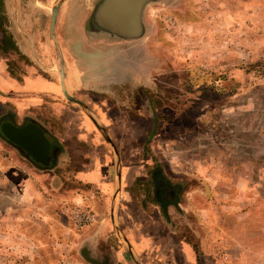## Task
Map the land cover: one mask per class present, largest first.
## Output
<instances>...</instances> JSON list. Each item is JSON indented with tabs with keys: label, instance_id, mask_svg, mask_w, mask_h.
Segmentation results:
<instances>
[{
	"label": "rangeland",
	"instance_id": "1",
	"mask_svg": "<svg viewBox=\"0 0 264 264\" xmlns=\"http://www.w3.org/2000/svg\"><path fill=\"white\" fill-rule=\"evenodd\" d=\"M57 1L4 0L2 5L9 19L18 11L40 18L34 28L43 34L37 45L53 71L59 66L57 50L40 43ZM84 1L91 6L95 0ZM176 1L168 9H150L139 49L145 60L153 57L174 72L165 87L194 94L187 127L177 124L162 132L163 139L146 146L144 159L154 161L180 190L181 209L193 230L202 227L201 235L208 236V264H264V0ZM86 25L83 33L90 41ZM57 45L69 64L76 49L70 37L61 49ZM77 63L83 69L94 65ZM140 92L139 98L145 97L146 91ZM11 155L28 159L0 132V264H94L78 260L76 213L64 208L73 203L76 186L49 198L44 193L49 184L27 179ZM190 235L194 243L195 233Z\"/></svg>",
	"mask_w": 264,
	"mask_h": 264
},
{
	"label": "crops",
	"instance_id": "2",
	"mask_svg": "<svg viewBox=\"0 0 264 264\" xmlns=\"http://www.w3.org/2000/svg\"><path fill=\"white\" fill-rule=\"evenodd\" d=\"M75 3V0L65 1L58 14L55 28V37L60 49L68 36L70 43L76 48L70 52V62L65 65L63 86L58 52L55 53L57 54L55 59L59 64L55 68L57 73L54 74L55 79L49 80L42 76L36 78L26 75L22 80L11 77L0 61V100L3 101L4 93H10V100L17 105L16 110L21 115H25L23 114L26 111L25 107L37 99L33 98L37 93L60 98L65 89L80 99H84L86 94L102 93L124 100L135 99L141 93L140 91L148 92L144 80L140 77L146 59H140L141 56L137 55L143 54V51L139 49L140 45L128 46L123 42L108 39L90 38L88 41L83 33L84 18L89 14L92 6L90 9L84 8L81 11L82 15H79L81 8L75 7ZM30 33L28 32L27 36L18 33L16 37L18 43H22L21 37H24L28 43L27 46L30 47V39L35 41L39 36ZM54 43L49 38H45L41 40L40 45L47 50H53ZM37 47L41 51L39 45ZM36 50L31 51L27 48L28 53L31 51L39 61L43 60L40 62L46 66L45 57L40 56V52ZM61 50L64 55L63 47ZM130 53L133 55L130 56ZM48 54L50 56V51ZM46 59L51 62L52 58ZM151 59L154 58L151 57ZM79 60L94 62V65L83 69L77 63ZM49 66L51 68V65ZM101 101L99 106H103ZM101 108L92 106L91 109H85L86 113H77L75 109L68 108L78 115L77 135L87 141V147L81 151V154L78 153L77 148L75 149L76 160H73V151L69 152L71 147L64 143L67 136L63 132L60 137V133H55L63 144L57 156V165L63 167L73 164L71 162L73 161L77 166L73 172H60V174L53 168L40 175L33 165L11 155L13 163L21 165L27 171V179L46 181L49 184L48 192H44L49 198L53 193L55 196L60 192L68 193L65 189V181L83 182L79 186L82 190L88 188L87 184L92 185V188L83 191L82 195L76 192L73 203H68L70 200L67 201L71 205L64 204L65 201L62 202L65 209L73 208L76 213L74 222L80 229V233L74 238V244L80 247V249L76 248L78 260L82 263L89 261L111 263L113 260L116 264H199V262L208 264L210 257L208 250L204 247L208 243V236L201 235L202 227L194 228V231L200 235V249L197 252L193 244L176 237L174 232L156 220L155 216L145 212L134 201L127 199V204L123 206V182L131 179L130 170L135 168V165L145 161L141 156L144 140L140 137L139 141L137 139V115H129L127 109L110 115L109 111L110 109L113 111V108ZM43 117L44 126H48L44 114ZM99 123L103 126L101 127ZM49 126H51L50 122ZM106 133L113 139L104 142L101 137ZM133 134L137 136L131 139ZM123 149L128 150L127 155H125L126 152L123 153ZM56 178L60 180L59 187L54 185ZM97 190H101L102 195L98 194ZM83 212L91 214L92 219L81 226L79 219ZM204 226L207 227L205 224ZM85 248L91 251L89 255L84 254Z\"/></svg>",
	"mask_w": 264,
	"mask_h": 264
},
{
	"label": "flooded vegetation",
	"instance_id": "3",
	"mask_svg": "<svg viewBox=\"0 0 264 264\" xmlns=\"http://www.w3.org/2000/svg\"><path fill=\"white\" fill-rule=\"evenodd\" d=\"M99 1L101 0H95L91 7L90 5L88 6L84 0H75V7L81 8L78 13L79 15H82L81 11L84 8L90 9L91 7L88 15L93 16L98 7ZM63 4L58 7L59 12ZM2 5H4V0H0V61H2L8 74L11 77L19 78L20 80L24 79V76L26 75L36 78L42 76L48 80L55 79L54 74L57 72L42 65L39 59L31 53L34 49H37L36 51L40 52L36 43L38 38L42 37L41 35L43 34L34 29L37 26V22L40 21V18L36 19L35 13H33L34 15L27 13L28 15H31L28 16L27 14L18 11V13L13 12L10 15L11 19H9L6 12H2ZM54 8L47 21L48 29L44 35L46 39L49 38L53 43L55 42L54 47H57L58 41L55 37V29H51L53 18L52 12L54 11ZM42 21L45 22V19H42ZM53 31L54 33H52ZM28 32H31L30 34L32 35H39L35 41L30 39V47L27 46L28 43H26L24 37H21L22 43H18V39L16 38L18 33H21L22 36H27ZM9 48L11 51H9ZM27 48L31 49L29 52L31 55L27 52ZM29 60L34 61V64L28 63ZM173 74V71L166 68L164 64L159 63L158 60L148 59L145 60V64L140 73V77L144 80L145 87L148 90V92L146 91L145 97L142 96V98H138V96L135 99L126 98L123 100L122 98H116L110 94L95 93L86 94L84 99H80L63 89L64 92H62L60 98H54L50 95H45V98L42 94H34L33 98L37 99L25 107L26 111L23 113L25 115L18 113L16 110L17 105L10 100L11 94L4 93L3 101L0 100V106H2L0 110V132L4 137L21 149L28 158L21 159L25 160V162H27L26 160L31 161L36 167L41 168L38 170L41 171L37 172L38 174L43 175L44 172L53 168H55L57 173L73 172L75 167H77L74 165L73 161H71L73 164L65 165L63 167L57 165V156L63 148V144L60 142L59 137L62 132L67 136V140L64 143L71 147L69 152L70 150L73 151V160H76L75 157L77 153L75 149L77 148L79 150L78 153L81 154V151L85 150L87 147V141L81 139L77 135L76 125L78 123V115L68 108L75 109L77 113H83L85 112V109H91L92 106H95L96 108H113V111H111V109L109 111L110 115L113 113L117 114L121 110L127 109L126 111L129 115H137L136 134L138 136L133 134L131 139H134L137 136L139 141V137L143 138L144 149L141 156L144 158L146 146L151 141L155 140L156 137H158V141L163 139V136H161L162 132H170V130L177 124H182V126L185 125L184 127H187L186 122L188 121L185 120V117L190 112L189 109L191 106L189 103L192 101L191 97L194 93L189 89L191 92L185 91L181 93V95L180 89L177 93L175 88H170L168 85V87H165L164 84H168L164 82V80H166L165 78H171V80H174ZM160 79L163 82H161ZM64 82V78H62V86L64 85ZM188 86V88H191L190 83ZM195 86L197 91L198 88L199 90H202L201 84ZM203 88L206 89L207 84L206 86H203ZM186 92H188L189 96H187ZM101 100L103 101V106H99ZM8 104H10L13 109L7 110ZM43 114L45 115V118H47L48 126H44ZM25 117L27 120L19 122V118ZM49 122L51 126H49ZM46 124L47 123H45V125ZM5 125H11L17 129L28 128V131L22 134H20L22 132L20 131L18 135L23 137L27 143L29 142L31 149L36 147L35 149H32L34 153L11 140L4 132ZM99 125L101 127L103 126L101 123H99ZM56 132L58 134L60 133L59 137L56 136ZM101 138L104 142L113 139L108 133ZM126 151L128 150L123 149V153ZM127 153L128 152H126L125 155H127ZM147 159L135 165V168L130 170L131 179L123 182V206H125V203L127 204V199L134 201L149 215L155 216L156 220H159L162 225L165 227L167 226L172 232H174L173 234L176 237L189 244H193L198 252L200 249V235L193 230L192 224L187 220L186 215L181 209L183 205L181 203L180 190L176 188V185L171 183L169 179L164 177L157 166H153L152 162L154 161L149 158ZM82 183L83 182L65 181V189H71V184H74L76 186V192L82 195L83 191L85 192L92 188L91 184H87L88 188L82 190L79 188ZM54 185L55 187L60 186V180L58 178L55 179ZM96 192L101 194L102 191L97 190ZM94 218L96 219V216ZM193 232L195 233L194 243L192 242L190 235V233ZM90 252L91 251L88 250V248L84 249L85 255H89ZM178 258L180 259V255H178ZM94 264L116 263L111 260V263L94 261ZM199 264L202 263L199 262Z\"/></svg>",
	"mask_w": 264,
	"mask_h": 264
},
{
	"label": "water",
	"instance_id": "4",
	"mask_svg": "<svg viewBox=\"0 0 264 264\" xmlns=\"http://www.w3.org/2000/svg\"><path fill=\"white\" fill-rule=\"evenodd\" d=\"M66 0H58L54 8L51 29L56 28L57 16L59 13L58 7ZM176 0H101L94 15H87L84 18L86 22V34L88 37L97 39L115 40L116 42H123V44L140 45L147 37L148 25L147 17L150 9L158 7L159 9H168L174 5ZM90 13V12H89ZM54 33V31L52 32ZM96 43V42H95ZM57 49V47H56ZM61 76L65 79V65L66 60L62 52L57 49ZM151 56H155L156 52H149ZM133 53H130L132 56ZM140 59L145 58L144 53ZM28 131V128L17 129L11 125L4 126V132L13 141L29 149L32 153L36 147L32 148L29 142L18 135ZM19 136V138H18ZM207 234V231H206Z\"/></svg>",
	"mask_w": 264,
	"mask_h": 264
},
{
	"label": "built area",
	"instance_id": "5",
	"mask_svg": "<svg viewBox=\"0 0 264 264\" xmlns=\"http://www.w3.org/2000/svg\"><path fill=\"white\" fill-rule=\"evenodd\" d=\"M91 219H92L91 214H89L88 212H83V213L81 214L80 219H79V224L82 226V225H84L85 223L90 222Z\"/></svg>",
	"mask_w": 264,
	"mask_h": 264
}]
</instances>
